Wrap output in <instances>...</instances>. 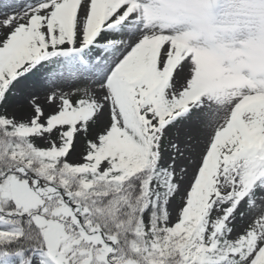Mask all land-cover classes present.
<instances>
[{"label":"snow or ice","instance_id":"6c2138e0","mask_svg":"<svg viewBox=\"0 0 264 264\" xmlns=\"http://www.w3.org/2000/svg\"><path fill=\"white\" fill-rule=\"evenodd\" d=\"M156 3L0 0V264H264V77Z\"/></svg>","mask_w":264,"mask_h":264},{"label":"rangeland","instance_id":"374dc122","mask_svg":"<svg viewBox=\"0 0 264 264\" xmlns=\"http://www.w3.org/2000/svg\"><path fill=\"white\" fill-rule=\"evenodd\" d=\"M159 23L184 35L210 80L264 77V0H157Z\"/></svg>","mask_w":264,"mask_h":264}]
</instances>
